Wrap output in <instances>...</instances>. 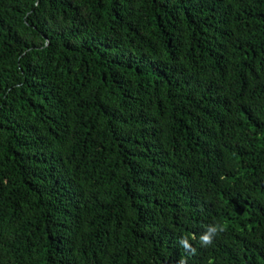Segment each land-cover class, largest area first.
Masks as SVG:
<instances>
[{
    "label": "trees",
    "instance_id": "16d2710c",
    "mask_svg": "<svg viewBox=\"0 0 264 264\" xmlns=\"http://www.w3.org/2000/svg\"><path fill=\"white\" fill-rule=\"evenodd\" d=\"M182 258L264 264V0H0V264Z\"/></svg>",
    "mask_w": 264,
    "mask_h": 264
},
{
    "label": "clouds",
    "instance_id": "9594fccd",
    "mask_svg": "<svg viewBox=\"0 0 264 264\" xmlns=\"http://www.w3.org/2000/svg\"><path fill=\"white\" fill-rule=\"evenodd\" d=\"M224 228L223 226L218 225H210L206 228L205 232L200 236V244L202 247H207L212 244V241L215 236H217L220 232H223ZM179 243L181 246L189 253V254H195V248L192 247V245L189 243V241L186 238H181ZM179 264H186L185 259H181L179 261Z\"/></svg>",
    "mask_w": 264,
    "mask_h": 264
}]
</instances>
